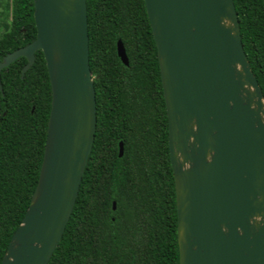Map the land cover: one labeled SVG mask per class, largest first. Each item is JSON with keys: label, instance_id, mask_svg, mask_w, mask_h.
<instances>
[{"label": "water", "instance_id": "obj_1", "mask_svg": "<svg viewBox=\"0 0 264 264\" xmlns=\"http://www.w3.org/2000/svg\"><path fill=\"white\" fill-rule=\"evenodd\" d=\"M143 1L166 107L178 264H264V98L233 1ZM33 7L35 39L5 55L0 72L24 57L23 74L41 51L50 113L38 181L1 264L49 263L96 132L86 1ZM117 55L128 65L120 41Z\"/></svg>", "mask_w": 264, "mask_h": 264}, {"label": "trees", "instance_id": "obj_2", "mask_svg": "<svg viewBox=\"0 0 264 264\" xmlns=\"http://www.w3.org/2000/svg\"><path fill=\"white\" fill-rule=\"evenodd\" d=\"M85 1L96 132L75 205L48 264H178L166 107L144 1ZM232 1L243 51L264 98L263 1ZM33 11V0L11 1L0 61L35 39ZM118 41L128 65L117 55ZM26 63L19 57L0 72V264L38 181L50 113L42 52H35L22 74Z\"/></svg>", "mask_w": 264, "mask_h": 264}, {"label": "rangeland", "instance_id": "obj_3", "mask_svg": "<svg viewBox=\"0 0 264 264\" xmlns=\"http://www.w3.org/2000/svg\"><path fill=\"white\" fill-rule=\"evenodd\" d=\"M11 1L12 0H0V38L9 29V23L11 20Z\"/></svg>", "mask_w": 264, "mask_h": 264}]
</instances>
